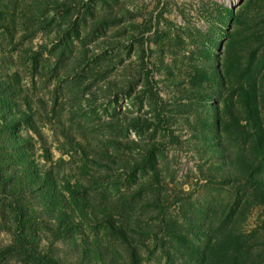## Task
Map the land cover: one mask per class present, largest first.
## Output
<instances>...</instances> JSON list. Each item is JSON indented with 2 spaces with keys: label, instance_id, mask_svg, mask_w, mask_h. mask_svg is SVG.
Instances as JSON below:
<instances>
[{
  "label": "rangeland",
  "instance_id": "374dc122",
  "mask_svg": "<svg viewBox=\"0 0 264 264\" xmlns=\"http://www.w3.org/2000/svg\"><path fill=\"white\" fill-rule=\"evenodd\" d=\"M21 166L39 182L0 186V244L19 220L70 264H264V0H0V171Z\"/></svg>",
  "mask_w": 264,
  "mask_h": 264
},
{
  "label": "trees",
  "instance_id": "16d2710c",
  "mask_svg": "<svg viewBox=\"0 0 264 264\" xmlns=\"http://www.w3.org/2000/svg\"><path fill=\"white\" fill-rule=\"evenodd\" d=\"M229 12L232 13V9H229ZM38 178L40 177L33 168L21 166V169H18V173H15V170L11 173L9 171L7 173L0 171V186L5 190L6 195L18 199L35 187L36 183L39 182ZM44 224H48L47 229L51 236L49 240H58L66 230L65 227L71 228L75 223L72 219H69L63 210H54L52 208L50 210V217L44 220ZM18 226L21 228L25 226L26 229L18 230V228H15L12 230L11 240L0 244V263L7 259H17L36 264H70L66 258L60 257L56 251L48 254L43 253L39 248L40 237L27 228V223L23 224L22 221L18 220ZM73 245L75 246V244ZM72 249L74 250L72 256L77 260L86 255L94 258L93 256H100L102 253L101 250L95 249L94 253L91 254L82 245L79 247L72 246ZM101 261L104 263V259L101 258Z\"/></svg>",
  "mask_w": 264,
  "mask_h": 264
}]
</instances>
